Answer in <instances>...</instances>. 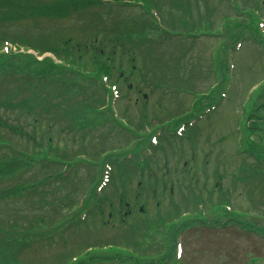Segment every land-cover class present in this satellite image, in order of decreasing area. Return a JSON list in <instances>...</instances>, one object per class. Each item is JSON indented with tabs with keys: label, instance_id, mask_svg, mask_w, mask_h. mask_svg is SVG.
I'll return each instance as SVG.
<instances>
[{
	"label": "rangeland",
	"instance_id": "obj_1",
	"mask_svg": "<svg viewBox=\"0 0 264 264\" xmlns=\"http://www.w3.org/2000/svg\"><path fill=\"white\" fill-rule=\"evenodd\" d=\"M108 1L115 4L104 0H0V9L7 12L4 16L0 11V26L6 27L0 29L5 32L0 34V38L11 37L10 32H13L37 39L42 34L54 31L58 37L66 41V47L72 42L86 45L88 55L94 54L98 46H102L103 51L114 52L116 69H113L111 78L105 80L100 76V80L95 79L100 85H103L104 81H107V85H111L110 81L113 80L112 84L116 87L113 91L117 92L112 93V98L107 104L108 120L110 125L116 124L118 130L126 129L129 132L118 131L116 135L117 139L125 138L123 134L131 137L128 141L119 143L123 152L142 151L143 159L153 158L154 161L151 162L153 163L151 172L145 169L141 177L139 176L141 171L137 170L131 181L128 180L125 186L118 187L117 194L109 195L114 204L113 212L118 205L122 206L116 214L112 212V216L109 217L108 203L104 204V212L99 217L94 213L95 208H87L90 212L85 215L84 221H80L82 224H78V228H74L71 224L62 232L55 231L56 233L47 240L41 237L42 231H50L56 225L55 221L76 203L77 198L85 190L89 177L95 173L94 169L90 170L88 163L94 166L98 157L93 158L95 161L92 163L78 162L77 182L80 186L78 191L72 192L71 185L53 186L52 183H60L53 180L39 184L38 180L41 177L28 174L24 170L25 166L17 167V164L12 163L3 152H0V218L6 223H8L6 220L16 222L23 228H27L30 223L38 226V229L32 230L33 233L31 231L30 235L29 232L26 234L32 240L29 238L22 240L26 247L19 256L20 261L25 264H58L64 262L68 256L71 257L91 245L99 248L104 244H116L129 249L130 247L127 248L121 243L123 241H120V236L129 232V223L135 221L139 206H143L144 215L139 213L141 216L137 218L145 219L155 216V212L158 214V211L165 214L171 203H174L179 209L178 215L159 226H152V229L149 227L141 240L142 244L138 248L132 246L130 248L140 255L151 256V260L143 259V256L132 257L126 250L119 252L117 250L106 254L111 257L110 259L97 260L91 264H264V38L259 43L248 40L243 34V40L240 41L242 46L232 54L231 61L234 66L229 67L228 70L221 67L220 73L218 72L219 77L216 78L212 73L214 66L212 52L214 49L217 50L220 39L224 38L218 36L217 29L224 31L227 22L222 26L223 17L234 16L239 12L233 8L226 10L224 2L228 4L238 2L237 4L240 5L239 1L198 0L201 13L209 12V9L205 10V6L210 7V11L214 10L213 23L210 24L211 27H207L205 20H202L204 17H200L198 12L192 14L190 10L192 17L189 18L184 13V19L188 18L194 24L202 22L197 27L187 30H191L194 35L200 34L203 30H210L215 36L209 39L200 37L180 43L177 38L170 40L161 37L159 32L149 26L150 22L156 19L161 28L165 25L168 11L173 12H169L171 14L178 13L176 9H171V0H130L124 6L121 5L122 0ZM263 1L257 0L261 25L258 26L260 32L256 31L258 35L262 34L264 37ZM154 6L159 11L155 10ZM51 12L62 15L56 19L54 14L50 15ZM180 13L183 14L181 11ZM82 14L86 18L90 14L95 16L90 17V20L82 17ZM100 17L107 23L105 29L99 31L103 26L98 20ZM113 18L119 19L129 31H145L144 35L149 38L147 40H153L149 43L151 46L154 43L153 47H150L151 57L145 56V60L148 58V62L153 63L152 65L147 64L146 67L141 65L140 59H143L141 55L148 50V46L143 47L140 44L127 53L120 49L116 52L111 48L112 42L108 41V38L104 39L103 33L108 32L112 27ZM256 18L255 16L253 19ZM88 21L93 22L86 24ZM246 24L243 20L237 24L243 27L235 26V28L247 31L244 28ZM196 30H199L198 33ZM136 38L132 36V39ZM225 43H227V34ZM149 44L147 42V45ZM171 51L182 54L181 64L185 67L183 76L190 86L184 84L180 77L167 82L165 73L171 78H177V65L172 64L168 59L158 64L153 60L154 56L161 59L163 53ZM218 51L220 53L221 49ZM15 53L22 54L20 63L30 74L41 73L39 67L47 65V62H41L37 66L34 58L27 55L32 54L36 58L32 50L27 51L23 48L20 51L16 50ZM132 53L135 57L133 60ZM43 57L50 58L52 62H59L51 53H46ZM228 59L230 61V58ZM119 60L122 62V71L128 73L132 68L130 77H121L123 73L118 75L119 78H114L115 73L119 72L117 68L120 66ZM216 62L218 64V60ZM153 66L157 75L160 74L161 86L158 82L149 80L152 76L147 72L153 69ZM79 71L84 77L86 71L83 72L82 67ZM222 84L227 90L223 91L225 97L223 94L221 96L226 99L216 95L222 92ZM210 86L213 87V91ZM42 89L53 93L50 86ZM206 107L209 108L208 111ZM15 111L19 112L17 109ZM11 112L10 108H0V115L6 113L10 117ZM248 114L250 116L247 125L250 129H242ZM78 116L79 123H76L72 129L68 125L73 121L68 118L56 124L51 119L42 120L39 115H35L37 121L43 124V129L53 126L57 130L55 132L57 137L68 143L66 150L74 149L78 153L84 152L85 149L87 152L89 149L94 150L92 148H97L99 137L90 133L92 121L88 122L94 115L87 112ZM181 117L188 120L183 119L184 122L186 120L184 130L180 136H177L176 130L180 126L177 125V121ZM12 124L18 125L9 122L7 130H14L9 128ZM3 127H5L4 123L0 124V140L8 139V135L2 130ZM66 128L70 132H67ZM164 136L168 137L166 141H162ZM160 142L163 143L162 149H158L161 146ZM56 143L59 146L63 145L61 141ZM193 152H195L194 158H192ZM129 154L133 156L132 153ZM90 156L94 155L89 153L88 158ZM192 159H195V162H192ZM256 162L261 163L262 166H256ZM189 166L196 168L194 181L186 176L192 170ZM28 169L32 172L38 170L37 166ZM74 170L70 171L68 177L72 176ZM112 171L113 167L108 165L106 174L109 179L113 174ZM149 173L153 174L149 177ZM104 175L105 172L102 178H107V175ZM26 178L32 179L35 186L29 183L22 184L25 183L22 181ZM106 183L100 191L109 194L110 183L109 181ZM218 192H223V199H220ZM196 195L199 203L196 202L197 199H191ZM71 201L74 204H70ZM125 202L128 206H124ZM157 202L159 203L156 204ZM224 203L229 204V211H222ZM127 208L130 209L131 216L124 215L128 211ZM56 213L58 214L55 215ZM190 220H209L216 222L215 225L222 223L231 225L221 230H214L213 227L205 229V226L199 228L190 225ZM185 221L187 222L184 223ZM41 224L48 226L42 229ZM186 226L189 227L185 230ZM18 229L16 228V234H21ZM136 240H139L138 235ZM177 240L183 248L179 258L176 255V245L174 251ZM87 257L88 255L79 263L89 264ZM14 263V259L6 262V264Z\"/></svg>",
	"mask_w": 264,
	"mask_h": 264
},
{
	"label": "trees",
	"instance_id": "obj_2",
	"mask_svg": "<svg viewBox=\"0 0 264 264\" xmlns=\"http://www.w3.org/2000/svg\"><path fill=\"white\" fill-rule=\"evenodd\" d=\"M245 1V5H249V1ZM224 3L226 10L229 9L230 6L228 5V3ZM171 4V9H176L178 13L171 14L173 12L168 11L166 19L163 18L165 19V26L169 29H193L202 22L201 21L199 24H196L195 22L194 24V22L190 19H184V13L187 17L191 18L192 14H196L198 12L200 13V17H204L202 20H205V22L208 23V26L213 23L214 16L212 14H214V10L210 11L211 8L205 6V10L209 9V12L201 13L202 11L200 10L198 0H171ZM190 10L193 12L192 14ZM0 11L3 12L4 16H6V10L2 11V9H0ZM180 11L183 12V14H181ZM51 14H54L56 19L60 18L62 15L56 12H51L50 15ZM106 14L108 13L106 12ZM82 15V17L86 18L84 14ZM94 16L95 15L90 14L86 19L90 17L93 18ZM98 20L103 23V26L101 29H99V31L103 28L105 29V25L107 22H104L101 17ZM91 22L93 21H88L86 24H90ZM111 22L112 27L108 32L103 33V38H108V41L112 42L110 44L111 48L115 49L114 51L116 52L120 49L122 52L127 53L133 51V49L140 44H142L143 47L148 46V50H146L145 53L141 55L143 56V59H140L143 63H141V65H143V67H146L147 64L152 65L153 63L148 62V58L145 60V56H150V47H153L154 43H152V46L151 44H149L153 40H147L149 38L144 35L145 31H129L124 27L123 24H121L122 22L117 18H113ZM149 26H152L156 31L158 29V27L154 23H151ZM235 26L237 27L240 25H229L228 28V36L229 38H231L230 44H234L243 34V30L235 28ZM3 27L5 26H0V29H4ZM244 28L247 29V37L250 41L253 40L261 43L254 23H248ZM2 33L5 32L0 31V34ZM133 33H135V35H132ZM160 35L161 37H167V39L170 40L172 39L170 36H168L167 33L160 32ZM10 36L11 37L3 36V38H0V108L6 107L12 110L10 117L6 113H4V115H0V124L2 125L4 123L5 126L2 128V130L8 135V139L0 140V152H3L4 156L12 163L17 164V167L21 165L28 168L37 166V172H32L30 171L31 169L25 167L24 170L28 174L32 173V175L41 177V179L38 180L39 184H43L42 182L44 181L53 180L54 182H60L52 183L53 186L59 185L68 187L69 185H71L72 192L78 191L80 186V183L77 182V175L79 171L78 162L87 161L92 163L95 161L94 159L98 157V160H96L97 163H94V166L88 163L90 170L94 169L95 173L89 177L90 180L85 186V190L83 191V195L81 197V204L78 203L81 195L77 198L75 204L72 203V201L70 202V204H74L71 208H69V211H74L72 216H70V219L74 223V228H78V224H82L78 220L81 210H85L87 208H95L96 210L94 213L99 217L104 211V204L108 203L111 206L113 205L112 198L109 195H115L116 192L118 193V187L125 186L124 184L128 182V180L131 181L135 176L137 170L138 172L141 171L139 173V176L141 177L143 176L142 174L145 169L148 171L152 170L151 164L153 163L151 162H154L152 160L153 158H149L147 160L138 159V157L136 156L127 158L125 154L126 152H123V148L119 143H124L131 137L128 135L125 136L123 134L125 138L117 139L116 135H118L119 132L123 133L127 130H118L117 126L110 125V122L108 120V112H106L108 108L105 105L106 98L110 99L112 92L109 87H106L108 85H106L105 83H103V85H100L96 80H100V76L106 77V79L108 80L111 78V74L114 72L113 69H116V64L114 61L115 55L113 54L114 52L109 53L105 50L103 51L102 46H98V48L96 47L97 50L94 52V54L88 55L89 51H87L88 48L86 45L84 46L78 42H72L69 43L68 47H66V41L58 37V34L54 31H49V34H42L37 39L13 32H10ZM132 36L137 38L132 39ZM177 39L179 40V43L180 41H185L179 38ZM6 41L13 44L16 49H20L21 47L24 49H31L35 51L38 56H42L45 53H51L59 62H52L48 57H44L41 61H39L34 57V55L27 54L28 56L34 58V63H36L37 66L41 62H47V65L44 64L43 66L39 67L41 73L30 74V72L25 71V68L20 63L22 54L15 53L13 51L7 53L2 51V46ZM147 42L149 45H147ZM224 50L225 47L223 46L217 58L218 64L215 67L216 73L226 66ZM108 54H110L111 57ZM154 57L155 58L153 60H155L157 64L158 62L162 63L163 60L168 59L169 62L177 65V78H171L168 73H165L167 82L179 79L180 77L183 79L182 82H184V84L189 85L188 80H185V77L183 76V70L185 69V67L181 64L183 60L182 54H177L171 51L168 53H163L161 57L159 56L161 59L156 58V56ZM131 58L132 60L135 58L133 53L131 54ZM119 63L120 66H117L119 72L115 73L114 78H119L118 75H121L123 73L124 74L121 75V77H130L132 75V70L128 73L122 71V62L120 61ZM81 67L83 72L86 71L84 77H82L83 73L79 71L81 70ZM147 74L152 76L149 80H154L155 82H158L159 86H161L159 82L161 80L159 76L160 74L157 75L155 66H153V69L149 70ZM113 82V80L110 81L111 84ZM48 86H50V90L53 93L49 92L46 89H42L47 88ZM1 87H3V89H1ZM105 94L107 96H105ZM16 109L19 112H16ZM87 112L93 113L94 115L88 120V122L92 121L90 133L97 134V136L99 137V143L97 148H92L94 150L89 149L87 152V149H85L84 152L81 153H78L74 149L66 150L68 143L66 141H63L62 138L57 137V133H55L57 130H55L53 126L51 128L46 127L45 129H43V124L41 123V121H37L35 117V115L37 114L42 120L51 119V121H54L56 124L60 123L63 119L68 118L73 121L68 125V127H71L73 129L76 123H79L80 117L78 116V114ZM9 122L18 123V125L12 124V126L9 127L10 129H14L13 131L7 130L6 128ZM31 131L33 133H29ZM67 132L70 131L67 130ZM127 133L129 132L127 131ZM166 139H168V137L164 136L163 140L166 141ZM115 140H117V142H115ZM60 141L63 142L62 146H59L56 143ZM93 144H95L94 141ZM125 146H127V144ZM161 147H163V143H161V146L158 147V149H162ZM114 150L118 151L114 152ZM89 153L94 156H90V158H88ZM109 163L113 165V174L110 177L109 182V194H106L103 190L97 192V186L102 179V172L104 170L103 168H105V165ZM255 164L256 166H262V164H259L257 162ZM73 169L75 170L72 176L68 177V175L70 174L69 171H72ZM62 171H66L67 174L64 175ZM152 174L153 173H149L148 176L150 177ZM69 180L70 182H68ZM22 182H25L22 184L29 183L33 185V187L35 186V182H33V180L30 178H26ZM33 187H31V189ZM192 192L194 193L193 190ZM99 197H101L102 199L99 200ZM219 197L220 199H223L222 195H219ZM208 198H210L209 195ZM191 199H197L196 202L199 200L197 195L195 198ZM178 211L179 209L177 208V206H175L174 203H171L170 208L166 211L165 214H162V211H160L158 214H155V216L151 217L150 220L135 218V221L133 220L129 223V232L126 235L124 234L123 236H120V241H123L121 243L125 244L127 248H138L139 245L142 244L141 240L145 235L144 233L149 229V227H156L163 222L173 220L171 218L175 217V215L177 216L179 213ZM57 214L58 213H56L55 215ZM173 214L174 216H172ZM62 218H64V220ZM6 221H8V223H6L4 219L0 218V264H6V262H9L13 259L15 260L14 264H25V262L22 263L19 259L21 252L26 247V245H24L25 243L22 242V240L24 241L27 238L32 240V238L28 235H30V232L32 230L38 229V226L30 223L28 224L27 228H23V226H18L16 222L9 220ZM64 222L65 215L62 214V216L55 221L56 225H54V227L50 231H42L43 234L41 235V237H45V239L48 240L57 231L62 232L66 228ZM47 226L48 224L40 225L42 229L43 227ZM16 228H19L18 230L21 234H16ZM3 232L5 233L2 234ZM28 232L29 234L26 236ZM137 235L139 240H136ZM106 245L114 246L116 244H104L99 248L92 245L86 246L79 253L74 254L71 257L68 256L65 261H70L71 258L79 256L83 251L87 250V248L93 247L98 249L93 248L95 249L93 253H87L85 255H88L87 262L89 264L97 260H106L107 258L110 259L111 257L107 256L106 254L116 251H114L113 248H111V250H103L102 248ZM140 256L148 255L145 254ZM64 262L61 261L58 264H64ZM79 262L80 261H78V263Z\"/></svg>",
	"mask_w": 264,
	"mask_h": 264
},
{
	"label": "flooded vegetation",
	"instance_id": "obj_3",
	"mask_svg": "<svg viewBox=\"0 0 264 264\" xmlns=\"http://www.w3.org/2000/svg\"><path fill=\"white\" fill-rule=\"evenodd\" d=\"M263 3H264V1H263Z\"/></svg>",
	"mask_w": 264,
	"mask_h": 264
}]
</instances>
